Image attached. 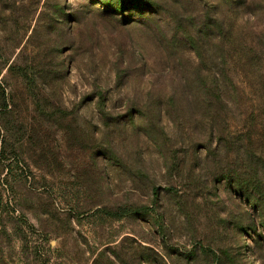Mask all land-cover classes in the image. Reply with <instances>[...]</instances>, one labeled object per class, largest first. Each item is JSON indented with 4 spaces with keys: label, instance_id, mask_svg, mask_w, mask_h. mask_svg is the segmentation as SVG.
Returning a JSON list of instances; mask_svg holds the SVG:
<instances>
[{
    "label": "rangeland",
    "instance_id": "374dc122",
    "mask_svg": "<svg viewBox=\"0 0 264 264\" xmlns=\"http://www.w3.org/2000/svg\"><path fill=\"white\" fill-rule=\"evenodd\" d=\"M141 1L0 0V264H264V0Z\"/></svg>",
    "mask_w": 264,
    "mask_h": 264
},
{
    "label": "trees",
    "instance_id": "16d2710c",
    "mask_svg": "<svg viewBox=\"0 0 264 264\" xmlns=\"http://www.w3.org/2000/svg\"><path fill=\"white\" fill-rule=\"evenodd\" d=\"M196 1V0H195ZM148 4V5H147ZM150 4V6H149ZM137 6H148L147 8L150 9H154L157 8L156 7V3H151L148 0H143L140 3H136ZM149 10V9H148ZM199 16V15H198ZM200 17V16H199ZM203 17V16H202ZM173 17L166 15L164 18V23H165V31L163 32V30H161V32L164 34V37L166 38V41L168 44H171L173 42L174 45H171L173 48L176 47L180 44L178 43L180 40H187L190 41L193 39H191V35L188 32L187 27L181 26V24L178 26V30L176 35H171L170 33V26L172 24L173 21ZM197 22V21H194ZM195 30L197 31L198 34H202L203 36H211V35H220L224 33V29L221 25H219V23H217V19L214 18L212 16V18H210L208 15L204 16V20L202 22H198L197 26H195ZM179 33H180V38H179ZM180 39V40H179ZM178 43V44H177ZM216 48H218L216 46ZM198 50V47H197ZM200 54V53H199ZM204 62L200 61V64L202 65ZM229 65V63H225L224 67H227ZM230 66H228L227 68H229ZM215 70H208L209 72V77L211 78V89L212 90H216L218 91L220 88V75L218 74L219 71L214 72ZM208 77V78H209ZM184 81L186 82V86L188 87H192V89L196 90L197 95L199 96V94L201 93V91H203L206 87V85L204 84V79H203V73L201 75V70L198 71V74L196 75V78L194 79H184ZM200 101V100H199ZM258 171V170H256ZM262 179L258 176L255 180L252 181L251 183V189L248 193V191H246L245 186L243 184V182H241V186L238 189V192L242 195L245 196V194H247L249 197V201L255 204V208L257 210V216L260 219V222L258 223V226L256 225V228H262L263 229V237L262 240L264 241V182L261 181Z\"/></svg>",
    "mask_w": 264,
    "mask_h": 264
}]
</instances>
